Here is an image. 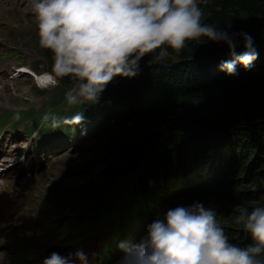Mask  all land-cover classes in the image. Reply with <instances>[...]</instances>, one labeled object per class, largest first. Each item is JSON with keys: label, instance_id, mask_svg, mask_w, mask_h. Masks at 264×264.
I'll use <instances>...</instances> for the list:
<instances>
[{"label": "trees", "instance_id": "1", "mask_svg": "<svg viewBox=\"0 0 264 264\" xmlns=\"http://www.w3.org/2000/svg\"><path fill=\"white\" fill-rule=\"evenodd\" d=\"M197 6L202 23L252 35L259 55L249 69L237 66L236 75L225 74L219 63L228 58L227 46L201 37L179 51L168 49L162 60L146 54L135 76H114L85 108L64 111L62 90L46 103L48 121L80 112L81 126L107 130L103 175L73 191L83 198L78 206L86 208L77 222L87 218L83 224L95 230L113 224L117 241L141 236L169 208L202 202L215 211L230 243H251L235 217L243 208L264 204V0H197ZM235 39L240 50L242 39ZM34 47L43 57V71H50L51 51L38 40ZM58 85L67 90L71 81L64 77ZM170 109L176 114L167 118ZM200 173L208 175L190 179ZM114 241L103 248V258ZM257 258L264 264V252Z\"/></svg>", "mask_w": 264, "mask_h": 264}, {"label": "clouds", "instance_id": "2", "mask_svg": "<svg viewBox=\"0 0 264 264\" xmlns=\"http://www.w3.org/2000/svg\"><path fill=\"white\" fill-rule=\"evenodd\" d=\"M31 12L39 46L52 53L51 69L38 74V84L54 87L68 77L65 98L70 105L95 102L114 76H135L146 54L162 60L168 49L179 51L189 40L223 41L228 58L219 70L227 75H236L237 66L249 69L259 55L250 33L202 23L197 0H32ZM82 119L76 112L49 119V126ZM235 222L250 236L244 247L229 242L215 211L202 202L169 208L147 225L139 242L121 245L117 264H261L257 257L264 252V204L241 209ZM74 256L86 264L83 251ZM42 264L72 262L53 252Z\"/></svg>", "mask_w": 264, "mask_h": 264}, {"label": "rangeland", "instance_id": "3", "mask_svg": "<svg viewBox=\"0 0 264 264\" xmlns=\"http://www.w3.org/2000/svg\"><path fill=\"white\" fill-rule=\"evenodd\" d=\"M31 3L32 0H0V113H27L26 117L9 113L1 115L0 135L22 129L30 131L33 124L43 125L40 115L35 112L43 105L45 94L60 89L66 92L55 86L41 90L44 88L31 75L19 72L26 70L30 73L31 65L39 62L34 47L38 35ZM20 66L24 67L17 70ZM39 69V73L43 72V60ZM138 92L146 95L144 89ZM148 99L153 101L154 98L149 95ZM76 105L86 107L83 103ZM175 114L170 109L167 118ZM47 126L50 130L55 129ZM92 129H96L95 124ZM92 131L69 152L66 144L59 150L49 146L47 152L36 151L35 154L31 139L24 134L13 135L0 143V264H15L13 256L27 251L28 244L38 247L35 251L28 250L31 251L27 254L28 264H42L51 254L52 247L69 248L62 256L69 260L70 253L75 258L78 250L83 251L88 262L98 245L107 240L109 235L100 237L104 234L101 230L80 232L76 222L80 211L77 199L82 201L83 198L73 189L96 184L106 169L103 162L107 158L102 153V146L107 130ZM207 175L200 173L190 179L202 180ZM75 228L78 234L74 236L71 232ZM122 254L120 251L118 259L111 264H117Z\"/></svg>", "mask_w": 264, "mask_h": 264}, {"label": "bare ground", "instance_id": "4", "mask_svg": "<svg viewBox=\"0 0 264 264\" xmlns=\"http://www.w3.org/2000/svg\"><path fill=\"white\" fill-rule=\"evenodd\" d=\"M30 71H31V74L33 73L32 72V70L31 69H29ZM62 98H65V97H62ZM66 112H69L70 111V109H73V110H75V109H77L78 107L77 106H75V105H70V104H68V102L66 101ZM51 112V111H50ZM61 130H63L65 133H67V131H66V129L65 128H61ZM40 132V134H43L44 136H45V140H49V141H52L54 138H52L51 137V135H49V133H48V129H42L41 131H39ZM38 142H41V143H43V140L42 141H40V140H37ZM36 141V142H37ZM33 142H35L34 140H33ZM66 143H67V146H68V152L71 150V149H73V147H75L76 145H79L80 144V142H76V141H65ZM17 148V147H16ZM43 148L44 147H40V149L39 150H36V151H43V152H47L48 150H50L49 149V145L47 146V147H45L46 148V150H43ZM37 152H35V154H36ZM36 156V155H35ZM35 156H34V158H35ZM33 158V159H34ZM32 159V160H33ZM42 161V159H40L39 160V163ZM38 163V164H39ZM37 164V165H38ZM77 208L80 210L79 212H81V213H84V211H85V209L86 208H80L78 205H77ZM38 225H40L39 223H38ZM41 226V225H40ZM41 228H42V226H41ZM51 229V228H50ZM74 236L75 235H77L78 234V230H76V228L75 229H73V231L71 232ZM133 242V241H132ZM37 249V248H36ZM53 247L51 248V250L50 251H53ZM117 250H120V251H122V248L121 247H118V246H116V248H115V251H116V253H119L120 251H117ZM113 258V257H112ZM96 261H97V263H99V264H103V259L102 258H97L96 259ZM113 262V259H110V261H109V264H111ZM91 264H95V263H91Z\"/></svg>", "mask_w": 264, "mask_h": 264}, {"label": "water", "instance_id": "5", "mask_svg": "<svg viewBox=\"0 0 264 264\" xmlns=\"http://www.w3.org/2000/svg\"><path fill=\"white\" fill-rule=\"evenodd\" d=\"M67 250H68V248H66V249H61V248L53 249L54 252H57L59 254H64V253H66Z\"/></svg>", "mask_w": 264, "mask_h": 264}]
</instances>
